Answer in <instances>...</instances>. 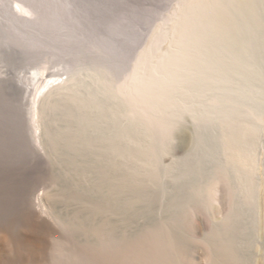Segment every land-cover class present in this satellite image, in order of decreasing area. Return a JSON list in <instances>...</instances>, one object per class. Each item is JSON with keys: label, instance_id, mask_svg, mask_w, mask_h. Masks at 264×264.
<instances>
[{"label": "bare ground", "instance_id": "1", "mask_svg": "<svg viewBox=\"0 0 264 264\" xmlns=\"http://www.w3.org/2000/svg\"><path fill=\"white\" fill-rule=\"evenodd\" d=\"M160 2L161 0H156V5ZM191 2L192 5H196L197 0ZM192 5L190 8L187 7L188 10L196 9ZM156 8V6L147 8L132 6L127 4L126 0H0V55L3 59L12 62L19 60L23 63L48 55L60 59L65 68L74 65L71 75V79H74L72 89L76 85V87L81 85L80 70L92 67L99 74L98 79L103 82V86L107 89V97L110 99L112 73H120L134 56L136 45L144 38V30L158 13ZM17 10L24 15H20ZM30 10L37 13L36 18L25 16ZM188 12L186 11L185 14L192 20L190 15L194 12H190L189 15ZM186 15L180 22L187 23H183L184 26H189L192 21H189ZM196 16V20H201L200 14L196 13L195 18ZM198 21L196 28H193L196 32L202 28H198L200 25ZM139 23H141L140 28L137 27ZM187 28L185 27L183 31L189 32L191 25ZM195 31L189 35L186 32L182 33V39L185 41L183 43H187L186 36L189 38L190 34L195 35ZM193 37L191 41H194V44L198 43L195 40L202 39L201 43L205 46L206 36L200 37L201 39L194 37V40ZM160 38L161 34L157 35L154 38L155 42ZM151 41L152 38L146 51L135 56L129 75L117 86L113 85L116 91L114 92L120 95V99L130 110L129 125L123 128L119 135L116 134L114 138L105 135L91 138V132L89 133L87 128L90 125L83 123L90 118L84 117L85 120L83 118L82 122L81 118L79 121V117L76 116L81 110L77 108L76 111L75 108H80L84 101L80 93L74 89L66 97L54 101L49 107V121L45 129L43 128L48 153L36 147L38 126L35 123L32 125L29 162L34 167L42 166L46 175H49L48 179L51 178L57 184L53 191L45 192L44 199L48 204L45 211L58 230L48 227L46 222L41 221L37 213L39 203L33 204L38 199L32 204L28 203L30 205L23 211L32 212V215L31 213L24 215L22 230L15 231L10 223H0V264H28L30 261L33 264H42L44 261L40 262L35 255L39 250L37 243L41 239L47 241L43 251L47 252L46 260L49 264H189L190 260L187 261L185 257L186 240L182 233V208L189 202L204 208L207 198L212 194L214 196L218 186L226 192L229 208L222 222L210 225L208 229V243L212 249L211 264H251L250 250L255 232L253 212L249 206H246L247 202H241L237 198L234 183L232 184L228 173L217 161L216 142L211 131L214 120H219L223 116L225 119L232 113L231 111H235L228 102L230 95L226 89L220 88L221 85L218 91L213 85L216 81L211 83L217 89V92L215 90L217 98L214 97L216 105L211 106L213 102L207 104L206 99L204 101L202 98L204 97L202 93L195 97L193 95L196 94L190 95L178 91L177 88L183 86L180 81L183 76L180 78V75L183 72L190 73L191 77L190 74L186 77L192 80L196 78L195 75L192 78L195 70H186L189 69L187 68L189 64L185 66L187 63L184 62L185 65H182L186 67H183L185 71L182 73L180 71L181 74L177 72L178 69L183 70L176 63L181 56L179 58L173 56L175 60L170 57L174 62L159 55L158 61L153 64L149 59ZM189 45L191 48L192 45ZM15 47L19 49L17 53L14 51ZM186 55L184 54V57ZM182 59L184 58L180 60ZM188 59L184 60L187 62ZM191 61L188 60V63ZM197 66L192 65L190 68ZM198 69L200 70V67ZM202 70L205 72L202 75L207 77L206 69ZM200 73L196 71L195 74L199 77ZM37 74L34 72L30 76L29 85L33 84ZM199 79L202 81V78ZM184 81L183 83H186V79ZM199 81L197 82L200 83ZM211 84L207 83L206 89L208 85L212 88ZM220 84H223L222 81ZM0 90L11 96L20 90L23 95H31L33 103V89L28 86L21 87L18 79L0 76ZM98 90L99 92L92 93L96 103L92 98L94 102L91 107H95L93 105L95 103L96 107L107 108L108 101L100 95L101 89ZM88 105L90 107V104ZM98 108L96 110L100 111L101 109ZM59 109L60 114L57 113ZM55 110L58 111L54 112ZM109 110L111 108H108V112ZM101 112L96 114L100 116ZM184 112H189L194 119L193 128L182 123L181 116ZM30 113L32 114L31 111ZM93 118L95 119L96 116ZM97 123L95 125H98ZM135 124H143L144 135L149 140V146L147 145L148 147L140 152L142 156L144 155L143 158H147L146 161L149 162L151 159V163L149 162L152 164L151 170L145 176L148 174L153 184L158 186L154 191H149L142 184L136 183L137 180L140 181L139 177L134 180L135 184H131L127 179L115 182L116 177L114 178L115 175L112 174V149H116L117 143L124 137L136 136ZM97 133L99 132L97 131L96 134L93 132L95 135H98ZM175 135L178 136L184 149L181 156L170 168L168 167L170 188L164 190L165 185L163 186L159 176V156ZM121 148L123 150L119 147L121 155H128L130 149L128 151L125 150L127 147ZM164 191H167V196L162 204L160 200ZM56 203H61L67 209L70 207L69 211L61 214L56 209ZM161 208L162 216L157 215ZM39 210L42 211V207ZM139 220L142 221L140 224ZM14 260L16 262L13 263Z\"/></svg>", "mask_w": 264, "mask_h": 264}, {"label": "rangeland", "instance_id": "2", "mask_svg": "<svg viewBox=\"0 0 264 264\" xmlns=\"http://www.w3.org/2000/svg\"><path fill=\"white\" fill-rule=\"evenodd\" d=\"M191 1L192 0H190V2L189 0H161L160 4L156 5V0H126L127 4L132 6H140L143 8L156 6L158 13L144 30V38L136 45L134 56L128 61L125 67H123L120 73H112V97H109L110 99L107 97L106 87L103 86V82L99 81V74L94 71V68L88 67L87 69L80 70L79 79L81 80V85H78L80 88L76 87V85L73 89L78 91L77 93H80L79 95L80 97L82 96L81 98H83L84 104H82L80 108H75V110L77 108L81 110L77 112V114L79 113L81 116H79V114L76 116L79 117V121L80 118L81 121L84 117L90 118L88 120L84 118L85 122H83L84 120L82 122L84 124L87 123L86 125H90L87 128L89 133L91 132V138H98L104 135L108 138L117 136L116 134L119 135V132L129 125L130 110L126 103L120 99V95L115 93L116 91L113 85L117 86L129 75L135 56L142 51H146V47H148L151 38L152 45L149 59L153 64H155V61H158L159 55H163L165 59L172 58L173 56L179 58L181 56L179 62H176L181 68L184 67L183 65L185 64L183 63L185 62L187 63L185 66L189 64L187 66L189 69L186 70L190 71V69H192L195 70V73L196 71L199 73L202 71L199 77L197 74L193 73L192 78L194 75L196 78L191 80L189 78L191 77L190 73H182V71H185L184 68L186 67H184L183 70L178 69L179 71L176 69L179 66L176 67L175 69L177 72L180 73L181 71L182 73H180V78L183 76V79H186V83H183L185 79L180 80L183 86H180L182 88L178 87V91H183L190 95L196 94L193 95L195 97L202 93L204 97L206 96L205 98L202 97L204 101L206 99V102H208L207 104L213 102L211 103L212 106L216 105L214 104V99L217 98V94H215L217 89L215 88H218V91H220V88L226 89V92L230 95V101L228 102L231 103V107L235 108H233L235 111H231L232 113L230 112V115L229 112H227L229 116L225 117V119H223V116V118L213 121L214 123L211 131L216 142L217 161L228 173L232 184L234 183L233 186L237 189V198L241 202H247V205L244 204L249 206L253 212L252 217L254 218L255 232L250 250L252 255L251 264H264V0H197L199 4H193L195 6L193 8L196 9H194V11L190 9V11L187 7L190 8L192 5ZM17 11L20 13L19 10ZM31 11L32 10L25 16H29L28 18L31 19L36 18L37 13ZM186 11L194 12V14L190 15L192 16V20L186 15ZM182 12L189 21H192L191 23L188 22L191 25V28L188 30L189 32H186L187 30L183 31L185 27L187 28L190 25L184 26V22H180L183 19L182 17H184ZM190 12H188V15ZM196 13L198 15L200 14L201 20H196ZM20 15H24V13H20ZM197 21L198 24H200L198 28H202L200 31L196 32L193 28H196L195 25H197ZM141 23L137 25L138 28L141 27ZM194 31L196 32L195 35L190 34L191 38L186 36L188 41L187 43H183L185 42L182 39L183 34L186 32L188 33L187 35H189V33H194ZM199 32H201V34H199ZM180 33L183 34L181 35ZM160 34L161 38L155 42L154 38ZM196 34L201 38L206 36V42L204 41L206 43L205 46L204 43H201L203 40ZM193 36L195 39L196 37L201 39V41H199V39L195 40L198 41V43L200 42L199 44L197 42L194 44V41H191ZM189 44L192 45L191 48ZM198 45L203 47L204 51L203 48L198 47ZM185 46L187 47V51ZM15 49V53H17V51H19L18 47H15ZM9 50H11V48H9ZM184 54H187L186 56L188 57H184ZM1 56L2 55H0V76L18 79L21 87L24 88L28 86L32 88L34 99L32 103L31 95H23L20 90L13 96L0 90V114L3 113L0 117V223H10L9 225L12 226V229L15 231L22 230L24 228V215L26 213H31L32 215V212L23 210L30 205L28 203L31 202L32 204V202L38 199V202L35 201L33 204L36 205V203H39L37 213L42 219L41 221L46 222L48 227H54L58 230L52 218L45 211L47 210L48 204L44 199L45 192L53 191L57 187V184L53 182L51 178L48 179L47 176L49 175H46L47 173L42 166L38 165L34 167L32 164L30 165L29 162L32 125L35 123V125L38 126L36 133L39 137L37 136L38 140L35 144L36 147H39L40 149H38L40 151L48 153L44 127L49 121V107L54 101L66 97L68 93L73 91L74 79H71V75L74 65L71 68L68 66L65 68L64 63H62L60 59L48 55L25 63L19 60L12 62V60L3 59ZM174 57L172 59L175 60L176 58ZM181 58H191L188 59L190 61L193 59V61H191L192 64L188 63V60L187 62L184 59H182L183 61L180 60ZM172 59L170 61H174ZM192 65H199L196 68L198 69L200 67V70H196L195 67L190 68ZM204 68L206 69L207 77L202 75L205 73L202 70ZM34 72L38 73L37 77L33 81V84L29 85V78ZM187 74H190L189 77H186L188 76ZM214 74L216 76H214ZM198 78H202V81L200 79L199 81ZM193 80H195L196 83ZM215 81L216 83L213 84ZM221 81L225 84V87H223V84H220ZM202 82L204 84H202ZM231 82L234 84H230ZM207 83H212L216 87L214 88L211 84L213 87L209 88L208 85L206 89ZM219 85H221L220 88ZM98 88L101 89L100 95L108 101L107 108L103 106V108L99 106V108L96 107V99L93 97L94 95L92 93L93 91L99 92ZM197 88L200 91L197 90ZM92 98H94L95 103L93 105H95V107H91V104L94 102ZM239 99H241V101ZM88 104H90V107ZM85 105H87L88 108H86L87 106ZM96 108L101 110L97 111ZM108 108H111L112 112L111 110L108 112ZM102 109L105 110L103 111ZM57 111L58 110H55L54 112ZM60 112L59 109L57 113L60 114ZM96 112H101L104 118H101V113L100 116H98ZM110 115L112 117H110ZM95 116V119L98 117L102 119L101 121H99V118L97 119L100 123L97 120L95 121L93 118ZM181 119L183 124L193 128L194 119L189 112H184ZM96 123L98 125H95ZM99 125L101 126L99 127ZM135 125L134 127L137 132H135L136 136L124 137V139L119 140L116 149H112V174L114 173L115 175L112 176L114 178L116 177L115 182L127 179L131 184H135V181L139 177L138 179H141L140 181L137 180L136 183L139 185L142 184L149 191H154L158 186L153 184V181H151L148 176V172L151 170L150 166L152 165L150 164L151 159L149 163L146 161L147 158H143L144 155L142 156L140 152V150L143 151L144 148L146 149L149 146V140L146 135H144L143 124ZM96 129H98V135H95L97 132ZM106 129L111 130V132ZM93 132L95 134H93ZM100 132H102L103 135ZM119 147L121 150H123L121 147H127L124 149L128 151L130 149L129 153H127L129 156L126 154L121 155L122 152ZM183 149L178 136L175 135L165 148L166 151H161L159 156V176H161L160 180L163 186L165 185L164 190H169L170 188L169 168L181 156ZM113 150H115L116 153ZM130 161H132V163ZM128 172L130 173L128 174ZM131 172L133 173L131 174ZM146 173H148L147 176H145ZM128 175L133 176V178ZM212 195L207 198V203L204 208L193 202L187 203L186 206L182 208V233L186 240L185 257L187 261L190 260L188 261L189 264H211L212 249L208 243V229L210 225L220 224L225 218L229 208V199L226 192L221 189L220 186L216 188L214 196ZM166 196L167 191H164L160 200L162 204H164ZM40 206L42 207V211L39 210L41 208ZM55 206L61 214H66V212L69 211L68 209H70V207L67 209L61 203H56ZM159 210L157 215L160 214V216H162V208ZM141 222V220L138 221L139 224ZM46 243V240H39L37 243L39 244V250L35 253L36 258L40 260V262L44 261L42 264H49L46 260L47 252L43 251ZM14 262L16 261L14 260L13 263ZM28 264H33V262L30 261Z\"/></svg>", "mask_w": 264, "mask_h": 264}]
</instances>
